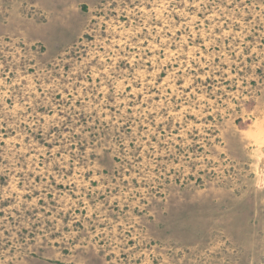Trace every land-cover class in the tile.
Returning <instances> with one entry per match:
<instances>
[{
  "label": "rangeland",
  "instance_id": "374dc122",
  "mask_svg": "<svg viewBox=\"0 0 264 264\" xmlns=\"http://www.w3.org/2000/svg\"><path fill=\"white\" fill-rule=\"evenodd\" d=\"M0 264H264V0H0Z\"/></svg>",
  "mask_w": 264,
  "mask_h": 264
}]
</instances>
